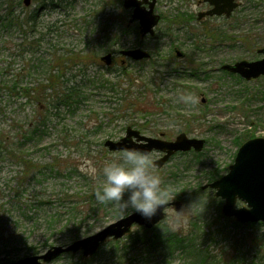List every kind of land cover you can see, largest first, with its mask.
<instances>
[{"label": "rangeland", "instance_id": "rangeland-1", "mask_svg": "<svg viewBox=\"0 0 264 264\" xmlns=\"http://www.w3.org/2000/svg\"><path fill=\"white\" fill-rule=\"evenodd\" d=\"M68 1L71 5L67 10L45 9L41 20L46 25L41 24L35 33L14 23L0 27V142L6 149L0 151V256L15 261L41 254L52 245L69 244L133 212L121 213L115 205L107 204L104 210L82 213L88 216L80 224L67 211L72 199H92L94 206L101 204L94 194L95 187L104 180L100 170L105 162L124 151L110 150L105 141L123 137L128 127L125 120L129 119L138 121L141 125L134 127L145 135L159 136L163 132L165 139L174 140L186 132L190 137L206 140L201 151L177 152L162 167L153 164L154 171L164 186L174 189L171 201L182 202L181 212L186 210L188 214L197 203L203 205L207 220L201 216L200 231L206 230L212 220L216 227L226 228L227 237L222 234L212 239L200 233L199 241H206L212 250L220 245L231 247L230 255L235 260L231 264H264V224L241 223L236 227L220 220L217 214L222 212L224 200L215 196L214 188L204 187L229 171L247 137H264V75L247 80L222 69L226 63L263 56L258 50L264 48V0H243L231 17L208 18L206 24L186 19L189 14L196 17L198 0H158L156 12L162 20L155 35L145 37H141L137 22L128 27L132 9L126 8L123 0ZM7 7L17 14L25 13L18 0H0L1 12ZM53 22L60 27L54 26L48 32L47 23ZM35 38L36 43H31ZM49 42L54 48L49 47ZM136 47L149 51L151 58L136 61L118 52ZM174 47L185 52L186 57H175ZM55 49L60 54L79 52L84 58L71 62L73 71H68V75L86 69L87 79L97 82H86L88 97L79 107L61 105L57 113L54 110L55 114H50L45 102L30 98L24 88H45L46 95L51 93L48 80L57 66ZM90 51L96 53V58H88ZM109 52L114 53L110 67L101 60ZM122 58H126L125 64L133 73L144 72L150 79L154 77L152 71L162 73L164 83L158 96L166 102L164 111L154 108L151 114L133 110L114 113V105L107 102L106 90L98 79L101 74L113 75L114 69L122 65ZM174 79L186 88L179 87L178 93L173 89ZM136 89L138 86L132 88ZM181 93L193 94L198 104L181 103ZM146 102L147 99L142 100L138 105ZM162 105L159 106L163 108ZM26 130L37 132L32 135ZM151 155L154 161L160 153ZM55 158L62 163L53 165ZM23 160L39 164L40 168L26 177ZM92 168L97 170L96 175L91 174ZM200 185L211 201L204 195L192 194ZM189 193L193 199L179 198L180 194ZM62 204V212L67 213H63L61 223L69 220L78 236L67 243L66 230L51 233L47 227V220ZM242 205L245 203L237 200L236 206ZM166 212L169 223L179 220L175 205L168 206ZM138 226L134 225L132 231ZM11 234L15 237H8ZM127 235L120 238L119 246L112 243L114 239L107 240L101 253L87 264H178L180 257L149 254L152 248L141 243L134 245ZM80 255L81 251L64 253L45 264H83ZM232 259L223 262L230 264Z\"/></svg>", "mask_w": 264, "mask_h": 264}, {"label": "trees", "instance_id": "trees-1", "mask_svg": "<svg viewBox=\"0 0 264 264\" xmlns=\"http://www.w3.org/2000/svg\"><path fill=\"white\" fill-rule=\"evenodd\" d=\"M33 2V1H32ZM37 4L33 5L32 7L24 5L22 7V4H24L23 0H18L19 5L22 7V10L25 11L24 15L17 14L15 10L12 8H8L5 12H1L0 10V27H6L8 25H11L12 23L20 26V27H28V31L36 32V30L43 24L45 26L46 24L43 23L41 20L44 13V10L48 9H59L61 11L69 9L71 3L67 0H37ZM32 4V3H31ZM264 14V13H262ZM54 26H58L57 22H53L51 25L47 23V31L51 32L52 28ZM60 26H58L59 28ZM26 31V30H25ZM26 32V33H27ZM33 37V36H32ZM38 39L31 40V43H36ZM119 39L115 40L117 43ZM50 43V48H54V44L52 42ZM120 49H118L119 51ZM86 56V55H85ZM54 57L56 58V69L53 74L49 77V86H51V93L46 95L45 94V88L44 89H34V88H24V90L27 91V95L36 100L37 102L44 101L45 104L50 108V114H55L58 112V109L61 105H67L69 107H79V105L82 104L87 99L85 86L87 85V73L86 69H80L78 73H73L68 75V71H73L70 68L71 62H77L81 61L80 59L84 58L79 52H76L75 50H71V52H68L66 54H60L56 52V49L54 50ZM88 58L94 59L96 58V53L92 51L89 52ZM151 58V57H150ZM176 59V58H175ZM148 60V59H145ZM144 61V60H142ZM110 67V66H109ZM154 77L150 79L146 73L139 74L133 73L131 70H129V67H127L126 64H122L121 66H118L114 69L113 75H100L98 79V84L106 90L107 93V102L114 105V113L120 114L121 112H124L126 110H133L136 113L140 114H151V111L155 108L156 110H163L164 111V98L160 97L158 95H161V86L164 82L162 79V73L158 71H152ZM227 72V71H226ZM159 74V76L157 75ZM176 78L178 76H175ZM150 80H147V79ZM71 79V80H70ZM124 80L126 81L124 83ZM175 80V81H174ZM172 85L174 86V90L178 91V88L181 87L183 90L186 88V86H182L179 84L178 79H174ZM90 82L97 80L92 79L89 80ZM57 82V83H56ZM138 86V89L132 90L133 87ZM190 87V86H188ZM179 93V91H178ZM147 99L148 102H146L143 105H138V103H141L142 100ZM158 99V100H157ZM172 102V101H171ZM153 104V105H152ZM163 104V108H161L159 105ZM166 107V106H165ZM3 108V101L0 99V110ZM122 113V114H124ZM125 125L129 126H137L141 125L138 121L135 120H125ZM144 125V124H142ZM37 131H27V134L35 135ZM250 138V137H247ZM246 138V139H247ZM1 141V140H0ZM6 141V140H5ZM6 150L3 148V144L1 145L0 142V151ZM16 154V151L14 152ZM52 164L55 163L61 164L62 161L58 158H55ZM25 165V176L27 177L31 171H34L35 169L38 170L40 168L39 164H34L33 162H30L28 160H23ZM24 176V177H25ZM206 193L205 189L202 188V186H197L193 190L194 196L202 197ZM191 196V194H183L179 195V198H183L184 200L188 201L189 199H193L194 196ZM205 196V195H204ZM91 198V197H90ZM206 198V196H205ZM207 199V198H206ZM210 199V197H209ZM207 199V201H211ZM92 199H72L69 202V206L67 211L69 213H72V217L74 220L76 219L80 224L85 222L87 216L83 215L86 212H95L97 210H104L105 205L107 204H98L99 206H94L91 202ZM58 208V212L51 215V218L47 220V227L51 231V233L64 231L69 233V237L67 240H72L78 237L76 235L77 230L75 231V228H70V221L65 223H61V217H63L62 212L64 209L62 205ZM200 206V207H199ZM201 206L196 204V207L193 208V210L190 213H186L184 210L183 212H179V220L175 222L178 227L175 231L171 230L169 227V222L166 220H162L158 224H156L153 228H146L144 226H138V228L135 231H131L128 233V237L133 240V244L137 245H145L150 248H152L151 251H149V254H152L153 252L159 253L163 256L176 259V257H180L178 264H224L223 261H226L227 258H231L230 255L231 250L227 248L225 245H220V247L217 248V250H212L210 246L206 244V241H199L200 240V233H203V237L208 236L214 239L215 237L226 234L227 232L226 228H220L216 227L217 225L213 224L212 221L209 224V227H206V230L200 231V218L202 215L205 220H207L206 214L203 212V207L201 209ZM203 210V211H202ZM83 213V214H82ZM217 217L220 220H225L227 223H230L231 225H234L236 227H239L242 225L240 222H238L233 217H225L223 212L219 211V214H217ZM60 218V219H59ZM59 219V220H58ZM63 221V220H62ZM249 226L254 225L253 223H247ZM260 224H264L263 222H260ZM229 234V231H228ZM3 235H7L4 234ZM76 235V236H75ZM8 237H15V235H9ZM112 243H114L116 246H119L120 243L122 244L121 239L119 240H111ZM110 241V242H111ZM4 246L7 247V244ZM127 247V246H126ZM132 247V246H131ZM129 247V248H131ZM101 249V248H100ZM100 249L98 250L97 254H100ZM1 251V250H0ZM96 255V254H95ZM84 257L83 255H80L79 258L81 259L83 264L91 263L93 258L95 257ZM230 255V257H229ZM217 256H221L222 259H217ZM223 257H227L224 259ZM13 260L9 257H1L0 256V264H9ZM235 260L232 259L229 261V263H233Z\"/></svg>", "mask_w": 264, "mask_h": 264}, {"label": "water", "instance_id": "water-1", "mask_svg": "<svg viewBox=\"0 0 264 264\" xmlns=\"http://www.w3.org/2000/svg\"><path fill=\"white\" fill-rule=\"evenodd\" d=\"M26 6H30L32 0H23ZM215 5L208 14H223L229 16L237 7L236 0H209ZM143 3L149 6L142 7ZM156 0H124L126 8H132L133 13L130 22L138 20L140 32L144 35H155L156 26L160 21V14L155 12ZM264 53V48L260 49ZM121 53L133 60L150 58L151 53L140 47L122 49ZM177 54L182 57L184 53L177 49ZM105 64H112L111 52L101 57ZM224 70L240 74L250 80L264 75V56L260 59L249 61L239 60L235 63L222 65ZM205 101V98H203ZM164 133L159 136L143 134L139 129L129 125L126 134L118 140L108 138L105 145L110 150H126L130 148L152 153L154 151L162 155L153 161L154 166L162 167L175 153L191 150L201 151L206 140L204 138L190 137L186 132L179 133L174 140L165 139ZM204 187L215 189V196L224 200L222 212L227 217H234L240 223L264 222V137H253L244 141L238 149L234 162L229 166V171L220 178L205 184ZM237 200L245 203L236 206ZM175 205L176 211L183 210L180 200L169 201L151 218L147 219L136 212L119 218L106 225L95 233L76 239L66 245H52L41 254H34L19 258L9 264H45L58 258L60 255L82 251L83 256L90 257L96 254L99 248L109 239H120L132 231L135 224L146 228H153L167 215L166 208Z\"/></svg>", "mask_w": 264, "mask_h": 264}, {"label": "clouds", "instance_id": "clouds-1", "mask_svg": "<svg viewBox=\"0 0 264 264\" xmlns=\"http://www.w3.org/2000/svg\"><path fill=\"white\" fill-rule=\"evenodd\" d=\"M178 98L189 106L199 102L191 93H181ZM100 171L104 180L94 189L96 200L115 205L121 213L130 210L151 219L174 199V189L164 186L161 176L154 171L152 155L146 151L126 149L105 162ZM90 172L96 175L97 170L92 168ZM169 227L175 231L178 225L170 222Z\"/></svg>", "mask_w": 264, "mask_h": 264}, {"label": "flooded vegetation", "instance_id": "flooded-vegetation-1", "mask_svg": "<svg viewBox=\"0 0 264 264\" xmlns=\"http://www.w3.org/2000/svg\"><path fill=\"white\" fill-rule=\"evenodd\" d=\"M148 1H151V0H148ZM157 1H158V0H156V4H155V12H156ZM236 2L238 3L237 7H235L234 10H233V12L231 13V15L228 16L225 12H224L223 14H221V15H219V14H213V15L208 14L207 12H208L209 10L213 9L215 5L211 4L209 0H198L197 5H198L199 9H198V11H197V15H196V17H194V14H191V15L189 14V15H188V18H186V19L189 20V21H192V20L197 19V21H198L199 24H206V20H207L208 18H214V17H231V16L233 15V13L235 12V10H236L238 7L241 6L243 0H236ZM123 4H124V0H123ZM146 6L148 7L149 4H148V3H143V4H142V7H146ZM128 9H132V12H131V16H132V13H133V9H134V7H132V8H128ZM156 13H157V12H156ZM131 16H130V18H131ZM160 16H161V14H160ZM130 18H129V22H130ZM161 20H162V16L160 17V21H161ZM160 21H159V23H160ZM134 22H137V23H138L139 33H140L141 37H145L146 35L143 36V35L141 34V32H140V23H139L138 20L131 22L130 25H128V27L131 26ZM159 23H158V24H159ZM205 26H206V25H204V27H205ZM156 27H157V26H156ZM205 28H206V27H205ZM205 28H203L204 31H206ZM207 30H208V28H207ZM155 33H156V32H155ZM150 36H152V35H150ZM153 36H154V35H153ZM177 49H178L177 47H174L175 57H177V58H185V57H186V53L182 51V52L184 53V55H183L182 57H179L178 54H177ZM260 49H262V48H259V50H258L259 52H260ZM121 50H122V49H120V50L118 51L119 54H120L122 57L129 58V57H127V56H124V55L121 53ZM260 53H262L263 56H264V53H263V52H260ZM112 55H113V58H114V53H112ZM263 56H262V57H263ZM262 57H261V58H262ZM126 58H122V59H121V63H122V64H125V63H126ZM129 59H130V58H129ZM148 59H150V58H148ZM259 59H260V58H259ZM143 60H145V59H143ZM242 60H243V59H242ZM255 60H257V59H255ZM238 61H239V60H238ZM251 61H253V60H251ZM225 71H227V70H225ZM227 72H229V71H227ZM236 74H237V73H236ZM239 75H240V74H239ZM240 76H241V75H240ZM262 76H263V75H262Z\"/></svg>", "mask_w": 264, "mask_h": 264}, {"label": "bare ground", "instance_id": "bare-ground-1", "mask_svg": "<svg viewBox=\"0 0 264 264\" xmlns=\"http://www.w3.org/2000/svg\"><path fill=\"white\" fill-rule=\"evenodd\" d=\"M126 134V133H125ZM67 253H69V252H67Z\"/></svg>", "mask_w": 264, "mask_h": 264}]
</instances>
